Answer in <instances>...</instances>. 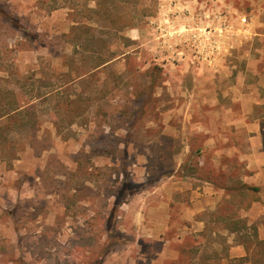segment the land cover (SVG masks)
Listing matches in <instances>:
<instances>
[{
	"label": "rangeland",
	"instance_id": "rangeland-1",
	"mask_svg": "<svg viewBox=\"0 0 264 264\" xmlns=\"http://www.w3.org/2000/svg\"><path fill=\"white\" fill-rule=\"evenodd\" d=\"M140 1L137 24L117 33L80 13L95 0H0V88L38 96L34 125L0 136V264H104L133 240L129 210L171 204L183 223L182 203L202 182L211 208L195 220L207 225L186 239H231L212 210L235 209L248 171L247 147H233L245 132L226 122L264 113V0ZM79 20L91 29L72 30ZM91 48L116 57L67 81L97 62Z\"/></svg>",
	"mask_w": 264,
	"mask_h": 264
},
{
	"label": "crops",
	"instance_id": "crops-1",
	"mask_svg": "<svg viewBox=\"0 0 264 264\" xmlns=\"http://www.w3.org/2000/svg\"><path fill=\"white\" fill-rule=\"evenodd\" d=\"M241 99L242 97L234 98L232 105L240 109V106H243V100ZM249 99H251V96H249ZM255 101L256 103L264 104V100ZM253 110L245 111L243 109L242 113L233 116V119L230 122H226V124L232 130L245 132V135H234V138L236 137L235 140L239 141V143H233L235 152H239V148L242 146L247 147L243 151L245 152L243 159H245V166L248 171L236 181L258 186L261 199L254 201L249 209L242 210L240 215L246 218L249 224L257 225L259 238L264 240V113L259 114L256 111L253 112ZM220 136L223 139H228L227 142L230 141L229 135L221 134ZM243 142H246V144L243 145ZM209 145L211 144H208V147ZM203 183L201 184L203 188L201 196L198 195V190H194L192 203H182L181 218L183 223L173 222V218L176 216L175 209L170 207L171 204H167L165 208L152 209L150 211L143 210V208L132 212L129 210L127 215L134 217V223L130 224L128 230L133 240L126 245L128 247L127 251L124 248L110 251L111 254L106 256L104 264H229L231 261H236L235 264H258L252 259V252L250 253L256 245L254 244L251 247L248 254L247 246L238 241L237 235L234 232H230L223 222H219L221 224V229L218 230L219 233L223 230V234L231 235V239L225 244L224 241L193 243L186 239L194 231H201L203 229L201 228L202 225L203 227L207 225L203 219L200 222L195 220L198 212L201 213L211 208V202L207 204L206 198L209 192L206 189L211 188V183ZM159 189L156 190L155 195L164 196L162 188ZM222 195L214 192L212 197L219 203ZM171 200H174V198L172 197ZM196 203L201 204L200 208L197 207ZM213 207L216 210L219 204ZM215 210H212V212ZM255 220H258L259 223ZM188 221L198 223L199 230L195 228L193 222L189 226ZM242 258L245 260L240 262Z\"/></svg>",
	"mask_w": 264,
	"mask_h": 264
},
{
	"label": "trees",
	"instance_id": "trees-1",
	"mask_svg": "<svg viewBox=\"0 0 264 264\" xmlns=\"http://www.w3.org/2000/svg\"><path fill=\"white\" fill-rule=\"evenodd\" d=\"M122 5L119 3L109 1V0H95L93 6H84L80 11L87 19L96 20V19H104L107 21L106 27L111 30H114L117 33H121L127 28L134 27L138 18L140 17V12L137 10L139 8L140 0H121ZM119 5L121 8H119ZM151 12L147 13L142 12V16H150L153 14ZM81 20L76 21L79 24H73L72 30H77L78 28H85V30H90L92 26H90L86 22H80ZM83 23V24H81ZM81 24V25H80ZM124 37L123 35H121ZM125 38V37H124ZM86 40H89L87 38ZM89 50L91 53L98 56L97 62L90 66V68L85 69L83 71H77L76 74L70 75L67 81L75 82L81 79H84L88 76H92L103 66H106L110 61L115 59L114 52H98V50L85 49ZM69 75V74H68ZM68 83V82H67ZM49 85H53L50 82ZM56 88H52V90H48L46 94L57 92V94L61 93L63 84L59 82ZM21 91H24V87H21ZM33 89L29 92V100H21L18 95L16 89L13 88H0V136L3 141L7 140L6 136L8 133L15 131L17 129L26 128L34 125L35 120V104L33 101L38 98L35 94L32 93ZM25 95V94H24ZM62 99V98H61ZM59 100V99H58ZM61 101V100H59ZM60 109V107H59ZM56 114L61 120H65L66 114L65 112H61L60 110H56ZM4 132H6L5 136H3ZM190 172H194V168L189 166ZM233 188V187H232ZM231 188V189H232ZM237 188V187H235ZM259 187L253 185H247L245 183H241L240 188H237L236 191L231 194V204L235 205V209L227 212H223L218 207L213 214H215V220L218 222H223L225 227L230 231L234 232L237 235V240L247 246V250L251 249V245L255 244L257 246L258 256L254 259L257 263L264 264V240L259 238L258 228L255 224H249L248 220L240 215L242 210H247L251 207L254 201L260 200ZM114 214L111 213L107 219V223L109 224L111 218H113Z\"/></svg>",
	"mask_w": 264,
	"mask_h": 264
}]
</instances>
